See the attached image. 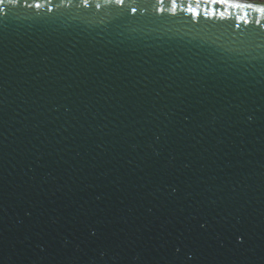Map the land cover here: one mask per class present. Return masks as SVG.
<instances>
[{
    "label": "water",
    "instance_id": "obj_1",
    "mask_svg": "<svg viewBox=\"0 0 264 264\" xmlns=\"http://www.w3.org/2000/svg\"><path fill=\"white\" fill-rule=\"evenodd\" d=\"M37 2L0 6V264H264L259 26Z\"/></svg>",
    "mask_w": 264,
    "mask_h": 264
},
{
    "label": "snow or ice",
    "instance_id": "obj_2",
    "mask_svg": "<svg viewBox=\"0 0 264 264\" xmlns=\"http://www.w3.org/2000/svg\"><path fill=\"white\" fill-rule=\"evenodd\" d=\"M105 2L115 4L118 8L125 7V0H105ZM5 3L6 0H0V6ZM7 3L13 6L20 5L24 8L40 9L42 7L37 0H34L33 3H28L27 0H7ZM48 3H51V0H48ZM82 3L85 7H88L89 0H82ZM96 7L99 8L100 4H97ZM152 7L159 17H162L165 13L175 17L178 12H184L193 21L201 16L206 20H231L234 18L237 28L240 24H254L259 26L260 31L258 32L255 28L249 29V35L264 36V0H188V2H185V0H155ZM51 10L49 8V11ZM137 10V7L130 9L133 14ZM145 10H147L146 7ZM4 11V8L0 7V13H4Z\"/></svg>",
    "mask_w": 264,
    "mask_h": 264
}]
</instances>
